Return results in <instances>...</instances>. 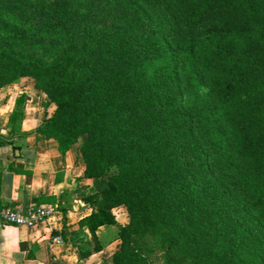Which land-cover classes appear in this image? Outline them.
Masks as SVG:
<instances>
[{"label":"trees","instance_id":"16d2710c","mask_svg":"<svg viewBox=\"0 0 264 264\" xmlns=\"http://www.w3.org/2000/svg\"><path fill=\"white\" fill-rule=\"evenodd\" d=\"M0 11L11 17L0 15V87L30 80L35 131L62 153L78 143L91 180L79 224L94 247L81 258L103 248L100 226L120 224L113 264H151L150 235L163 264H264V237L220 252L198 218L215 210L264 233V0H0ZM29 98H14L11 122Z\"/></svg>","mask_w":264,"mask_h":264},{"label":"crops","instance_id":"0c3cea01","mask_svg":"<svg viewBox=\"0 0 264 264\" xmlns=\"http://www.w3.org/2000/svg\"><path fill=\"white\" fill-rule=\"evenodd\" d=\"M23 93L30 95L25 115L11 122L14 98ZM42 115L40 94L30 80L0 87V139L6 141L0 145V264H113L116 224L98 228L101 250L80 256L94 247L89 229L79 224L92 212L81 197L82 186L91 181L83 178L85 162L78 143L62 153L57 139L35 131ZM48 203H59L60 209L45 223L26 227L2 221L7 207L27 210ZM57 235L62 244L55 242Z\"/></svg>","mask_w":264,"mask_h":264},{"label":"rangeland","instance_id":"374dc122","mask_svg":"<svg viewBox=\"0 0 264 264\" xmlns=\"http://www.w3.org/2000/svg\"><path fill=\"white\" fill-rule=\"evenodd\" d=\"M0 15L6 20L11 21V17L4 11H0ZM202 210L203 215L201 217H199L198 215V218H200L204 223V228L200 233V239L204 241L206 237H213L215 239L213 246L217 250H220V252L226 245L230 246L235 243H239L245 248H248L251 251H255V249L259 245V239H262V237H264V233L260 232V229L258 227H252V224L243 225L246 230H248V226L250 228V230H248V232H250L248 234H244L241 226L237 225L236 222L228 219L224 215V213L222 214L215 210L209 209ZM117 215L121 221L127 219L128 217L127 212L124 208L117 209ZM116 231L117 232L114 237L119 236L120 224H116ZM147 240H149L148 245L143 246L142 249L150 258L151 264H163L165 252L162 247L157 244L155 235L148 236ZM206 244H208L207 240ZM206 244L203 242V246H206Z\"/></svg>","mask_w":264,"mask_h":264},{"label":"built area","instance_id":"2783aa9c","mask_svg":"<svg viewBox=\"0 0 264 264\" xmlns=\"http://www.w3.org/2000/svg\"><path fill=\"white\" fill-rule=\"evenodd\" d=\"M60 209L59 203L40 204L20 210L17 208L7 207L1 212L2 221L6 224L17 226L34 227L53 217ZM57 244L63 243L61 235L55 237Z\"/></svg>","mask_w":264,"mask_h":264}]
</instances>
